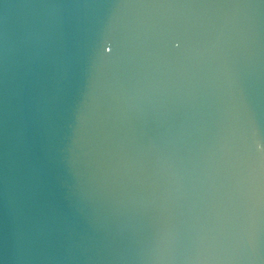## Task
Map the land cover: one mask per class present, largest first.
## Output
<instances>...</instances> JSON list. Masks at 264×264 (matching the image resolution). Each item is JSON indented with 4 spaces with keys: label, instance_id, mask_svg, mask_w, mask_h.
Wrapping results in <instances>:
<instances>
[{
    "label": "water",
    "instance_id": "95a60500",
    "mask_svg": "<svg viewBox=\"0 0 264 264\" xmlns=\"http://www.w3.org/2000/svg\"><path fill=\"white\" fill-rule=\"evenodd\" d=\"M0 264H264V0H0Z\"/></svg>",
    "mask_w": 264,
    "mask_h": 264
}]
</instances>
